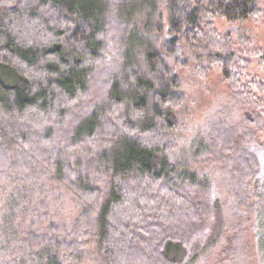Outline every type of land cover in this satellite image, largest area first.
<instances>
[{
  "label": "trees",
  "instance_id": "obj_1",
  "mask_svg": "<svg viewBox=\"0 0 264 264\" xmlns=\"http://www.w3.org/2000/svg\"><path fill=\"white\" fill-rule=\"evenodd\" d=\"M217 18L264 0H0V264H260L264 50Z\"/></svg>",
  "mask_w": 264,
  "mask_h": 264
},
{
  "label": "rangeland",
  "instance_id": "obj_2",
  "mask_svg": "<svg viewBox=\"0 0 264 264\" xmlns=\"http://www.w3.org/2000/svg\"><path fill=\"white\" fill-rule=\"evenodd\" d=\"M216 27L219 30L220 33H230L235 41L239 42L244 40L245 45L249 47L258 46L259 48L264 50V35L261 31V28L258 25H255L253 22L249 21L246 23H240L235 25H227L223 21H221L219 18L215 21ZM198 96H200V100L194 105V107L190 108V115L185 119L189 126H197L198 125V113L203 107V105L208 106L210 104L211 99H208L205 94H203L201 91H198ZM190 106V105H189ZM194 108V109H193ZM207 108V107H206ZM188 134V132L186 133ZM258 227H259V233L261 234L263 241H264V199H260L258 201ZM220 218L218 219L215 229L213 231L212 239L215 238V235L217 234V227L219 226ZM228 240H223L221 243V248L216 252V257L218 260H220L221 264H227V262L224 259V249L226 247H229ZM238 245V243H236ZM263 246L259 247V255L260 264H264V242H262ZM212 260H209L208 263L205 264H211ZM202 264V263H201Z\"/></svg>",
  "mask_w": 264,
  "mask_h": 264
}]
</instances>
